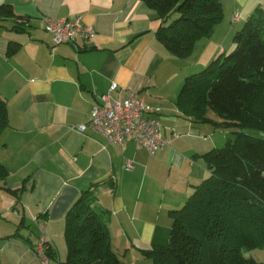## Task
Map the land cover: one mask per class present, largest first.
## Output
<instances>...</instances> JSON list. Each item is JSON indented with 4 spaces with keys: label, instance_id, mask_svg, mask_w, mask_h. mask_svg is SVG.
Here are the masks:
<instances>
[{
    "label": "crops",
    "instance_id": "0c3cea01",
    "mask_svg": "<svg viewBox=\"0 0 264 264\" xmlns=\"http://www.w3.org/2000/svg\"><path fill=\"white\" fill-rule=\"evenodd\" d=\"M2 3L10 6L13 16L0 15V97L6 100L8 118L0 132V164L9 172L0 181V264H42L34 250L40 225L58 261H63L57 245L64 239L66 212L83 189L95 184L93 208L107 211L113 249L127 264L142 260L141 249L166 241L170 211L181 208L206 177L204 161L195 156L206 151L204 144L216 145L213 135L222 129L176 105L189 75L185 59L156 39L160 20L142 0ZM220 3L222 20L230 24L242 23L257 7L264 10V0ZM15 16L27 19L23 30L12 28ZM43 17H79L95 32L86 40L54 45ZM235 27H228L222 46L207 51L202 63L234 46ZM113 82L120 97L133 91L160 108L165 143L156 153L133 141L110 143L92 129L77 128ZM209 110L205 116L215 120ZM127 160L132 167L126 170ZM246 252L264 264V247Z\"/></svg>",
    "mask_w": 264,
    "mask_h": 264
},
{
    "label": "trees",
    "instance_id": "16d2710c",
    "mask_svg": "<svg viewBox=\"0 0 264 264\" xmlns=\"http://www.w3.org/2000/svg\"><path fill=\"white\" fill-rule=\"evenodd\" d=\"M142 1L160 20L156 39L178 58H186L223 15L220 0ZM0 15L13 16L10 6L0 4ZM13 19L12 28L23 30L27 19ZM233 42L231 51L186 76L179 90L176 105L184 113L231 129L232 137L195 156L204 161L206 177L193 187L181 208L170 211L172 225L166 241L140 250L150 264H261L245 256L244 250L264 247V136L244 130L264 133L262 8L245 19ZM208 108L220 121L205 116ZM7 125V103L0 97V132ZM8 175L0 164V181ZM97 186L83 189L66 212L67 254L59 262L57 252L50 248L51 264H127L112 247L107 211L93 208Z\"/></svg>",
    "mask_w": 264,
    "mask_h": 264
},
{
    "label": "built area",
    "instance_id": "2783aa9c",
    "mask_svg": "<svg viewBox=\"0 0 264 264\" xmlns=\"http://www.w3.org/2000/svg\"><path fill=\"white\" fill-rule=\"evenodd\" d=\"M233 19L237 20V14H234ZM42 20L45 31L52 35L54 45L74 43L77 39L86 40L95 32L93 27L85 25L79 17H43ZM118 90V84L111 83L108 90L96 99L87 121L77 128L80 131L92 129L106 137L110 143L123 145L133 141L138 148L146 149L149 154L156 153L165 143L163 125L158 117L160 108L144 102L133 91H127L124 97H120ZM172 134L174 137L179 136L175 131ZM131 167V161L127 160L124 169ZM34 248L42 264H51L47 252L52 246L42 225Z\"/></svg>",
    "mask_w": 264,
    "mask_h": 264
},
{
    "label": "rangeland",
    "instance_id": "374dc122",
    "mask_svg": "<svg viewBox=\"0 0 264 264\" xmlns=\"http://www.w3.org/2000/svg\"><path fill=\"white\" fill-rule=\"evenodd\" d=\"M222 11H223L222 18L214 25L211 34L207 37H202V38L198 39L194 44L192 52L186 58H182V59H185L184 60V66L188 70L189 74L200 71L201 68H204L205 66H207L211 62V60L214 59L216 56H218L219 54H222V53H228L229 51H231L234 48L235 44L230 49H228L229 48L228 47L226 51L221 50L222 52L218 53L217 55H214V57L212 59H208L206 62L202 63L204 55L206 54L207 51H210L211 49H215L216 46L217 47L222 46V44L224 42V36H225V34L228 30V27L230 25L231 26L232 25L237 26V27H235L234 32L231 36V39L233 41V35H234L235 31H237L242 26L243 22L245 21L244 20L242 23L241 22H239V23L238 22H231V24H230L229 19L222 20L223 16H224L223 7H222ZM209 113L214 115L216 121H220V118L211 109L209 110ZM205 115H207L206 112H205ZM178 131L180 132V131H182V129H178ZM193 131H195V130L193 129ZM231 131H232L231 129H226V128L218 129L217 132L213 135V139H214V142H216L215 143L216 145H212L214 143H211V144L205 146V144H204L205 150L207 151V150L211 149L212 146L213 147L222 146L227 138L232 137ZM244 131L249 133V134L256 135V136H264V133L257 131V130H254V129H245ZM182 132H185V131H182ZM197 132H199V134L202 136L208 134L207 131H205V132L204 131H197ZM190 134H193V133L190 132ZM57 251H58L60 259L64 260L66 257V254H67V246H66L65 237H64L61 245H57ZM246 251L247 250H244V254L247 253ZM141 259L142 260H140V261H138V260L134 261L133 260L132 263L133 264H150V260L148 258L144 257Z\"/></svg>",
    "mask_w": 264,
    "mask_h": 264
}]
</instances>
